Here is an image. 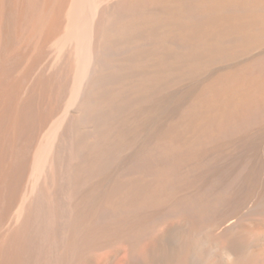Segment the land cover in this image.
<instances>
[{
  "label": "bare ground",
  "instance_id": "6f19581e",
  "mask_svg": "<svg viewBox=\"0 0 264 264\" xmlns=\"http://www.w3.org/2000/svg\"><path fill=\"white\" fill-rule=\"evenodd\" d=\"M0 264H264V0H0Z\"/></svg>",
  "mask_w": 264,
  "mask_h": 264
}]
</instances>
